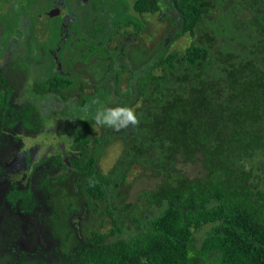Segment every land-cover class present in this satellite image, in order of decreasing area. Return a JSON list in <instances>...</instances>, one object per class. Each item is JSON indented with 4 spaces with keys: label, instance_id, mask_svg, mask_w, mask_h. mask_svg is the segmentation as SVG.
<instances>
[{
    "label": "trees",
    "instance_id": "1",
    "mask_svg": "<svg viewBox=\"0 0 264 264\" xmlns=\"http://www.w3.org/2000/svg\"><path fill=\"white\" fill-rule=\"evenodd\" d=\"M176 1V36L195 34L211 12L209 0ZM228 2L241 17L244 33L256 36L252 43H230L231 49L217 52L213 43H192L183 52L163 48L153 57L159 75L150 72V55L144 52L133 59L136 71L111 64L97 82L64 67L90 64L98 43H64L79 47L77 58L62 46V60L50 57L44 65L36 91L62 104L49 124L59 118L64 132L68 129L61 121L68 119L73 141L63 153L73 156L70 163L80 157L73 170L85 178L84 195L94 213L88 238L64 256L63 264H264V0ZM138 69L146 72L140 75ZM172 86L178 88L170 96ZM3 90L5 96L12 91ZM106 102L111 107L138 104V127L120 132L103 127L104 139L88 134ZM28 106L21 113L33 116L32 128L44 130L49 116L40 117L34 104ZM112 140L124 143L126 157L103 175L96 163ZM188 164L199 165L196 176L180 168ZM134 165L159 183L125 204L117 186ZM5 259L9 253L1 252L0 262Z\"/></svg>",
    "mask_w": 264,
    "mask_h": 264
},
{
    "label": "flooded vegetation",
    "instance_id": "2",
    "mask_svg": "<svg viewBox=\"0 0 264 264\" xmlns=\"http://www.w3.org/2000/svg\"><path fill=\"white\" fill-rule=\"evenodd\" d=\"M228 1L209 0L211 12L218 3L229 5ZM176 2L0 0V100H3V104H0V254L9 253V260L5 259L0 264H63V258L88 238V231L93 227V208L88 205L84 195L85 178L73 170V165L77 166L81 159L77 156L72 159L75 164L70 163L73 156L63 153L73 141L69 121L66 117L61 121L68 129L61 132L59 118L53 127L49 124L54 112H44L42 104L36 103L39 99H47L59 104V99L40 96L36 91V83L46 73L44 65L50 57L59 60V44L65 40L68 43L76 40L77 43L100 45L96 49L102 52V56L96 52L98 55H94L90 64L95 59H101L108 62V67L113 64V67L124 69L126 66L136 71L133 59L129 66L126 60H130L133 51L136 55H143L153 49L145 46L142 37L155 29V26L149 25L147 17L156 16L158 25H164L167 32L173 31L160 43H171L183 36L193 37L207 20L208 17H205L196 27L195 34L186 31L175 38V32L180 27ZM237 24L242 23L238 21ZM48 32L50 39L45 41ZM157 34L160 36L162 32L157 30ZM251 34L249 32L245 37L234 38V33L231 42L252 43V37L256 36ZM217 39L214 32L205 31L200 33L198 43H217ZM44 43L56 44L55 47H45ZM137 72L142 75L146 70L138 69ZM150 72L154 74L153 67ZM121 75L128 78L127 72ZM114 79L108 81L110 87L115 84ZM118 83L121 84L120 81ZM131 85L138 91L137 82L132 81ZM4 87L12 89L8 96H5ZM173 87L167 90L170 96ZM134 99L137 100V97L134 96ZM33 104L41 113L38 116H49L42 131L38 126H30L29 119L33 116L26 119L21 113L22 110L26 113L28 105ZM112 105L106 102L102 106ZM87 130L88 134H95L92 129ZM43 134H53L56 140L47 142L42 138ZM33 138L37 139L34 141ZM51 143L56 144L53 146ZM59 147V150L64 149L60 153L56 150ZM60 155L63 156V163L59 161ZM125 157L123 153L118 164Z\"/></svg>",
    "mask_w": 264,
    "mask_h": 264
},
{
    "label": "rangeland",
    "instance_id": "3",
    "mask_svg": "<svg viewBox=\"0 0 264 264\" xmlns=\"http://www.w3.org/2000/svg\"><path fill=\"white\" fill-rule=\"evenodd\" d=\"M207 20H204L203 25L200 27V31L196 33L193 37L183 36L181 38H178L176 41L169 43L171 44V47L168 43L161 42V39H165L166 35L173 34V31H165L164 25H158L159 23L156 16H149L147 19L149 20V25L155 26V29L150 34H145L142 37L145 40V46L147 48L152 47L153 49L149 51L148 53L144 55V57H149L150 63L153 65L154 68V74L159 75L161 73V70H156L157 67L154 65L153 57H156V55H159L163 48H166L167 51L174 49L177 50V52H183L185 48H187L191 43H198L200 40V33L201 32H214L216 34L217 43H213V50L214 51H225L226 49H231V36L235 33L234 38L237 36L245 37L248 34L244 33L243 31V25L237 24L238 21H241V18L238 13H235L234 7L226 4V3H218L215 10L210 12L207 16ZM157 20V21H156ZM235 24H237V28L235 27ZM241 25V26H240ZM174 28H177V23L174 24ZM157 30H160L162 32V35L158 36ZM227 31V35H226ZM97 36L98 31L94 32ZM177 30L175 32V38H177ZM50 32L47 33L46 38L49 41L50 39ZM59 38V36L57 37ZM228 41V43H226ZM56 43H59L58 41ZM64 43H68L67 40L63 41V44H59V54L58 58L59 61L62 60V50L61 47L64 45ZM73 43H77L76 40H73ZM52 47L51 43H44L45 47ZM156 45V46H155ZM231 46V47H230ZM67 47V54L73 55L74 58H77L78 55V46L76 45H70L66 44V46H63L62 49H66ZM82 47V46H81ZM83 48V47H82ZM214 52V56L216 54ZM154 53V54H153ZM157 53V54H155ZM135 51H133L130 60H126L127 65L129 66L132 63V59L135 58ZM142 56V54L140 53ZM78 63V61L76 62ZM75 63V65H76ZM108 65V62L95 59V62L89 64V65H81L77 64L73 70L71 68H65V70L72 71L73 74L76 72L81 77H86L91 82H97L100 80V74L104 71L105 67ZM179 70V67H177V71ZM74 71V72H73ZM178 87L174 86L172 91L174 92ZM140 91H137L136 93H139ZM36 103L42 104V109L44 112H59V108L62 107L61 102L53 101V100H37ZM138 104L133 106L132 108L135 109L136 113L139 111ZM88 129H92L95 132V136L100 139H104L105 132L102 129V127L97 126L95 123V120L92 121L88 125ZM132 129V128H131ZM129 130V129H128ZM42 138L47 142H52L56 140V138L53 136V134H43ZM111 138V136H110ZM37 138H33L32 140H36ZM107 139H109V136L107 135ZM56 143H51V145L55 146ZM60 147L56 150H59ZM124 143L120 140L115 141L112 140L110 144L106 145L104 149L100 152L99 159L96 163L97 168H99L100 172L103 175H107L111 172L114 165L118 164L119 158L124 153ZM180 168L185 172V174L189 177L196 176L198 172L200 171L198 164H188L186 166L180 165ZM125 177L123 181H120L117 186V195L122 194L124 195L125 199L123 202L127 204V202H134L140 191L142 190H152L155 188L156 184L159 183L158 177H151L149 173H144L143 170L138 166H132L126 170L124 173ZM127 201V202H126Z\"/></svg>",
    "mask_w": 264,
    "mask_h": 264
},
{
    "label": "clouds",
    "instance_id": "4",
    "mask_svg": "<svg viewBox=\"0 0 264 264\" xmlns=\"http://www.w3.org/2000/svg\"><path fill=\"white\" fill-rule=\"evenodd\" d=\"M95 103H99V101ZM94 119L98 126L108 127L116 132L138 127L140 123L134 108L119 105L115 107H99Z\"/></svg>",
    "mask_w": 264,
    "mask_h": 264
}]
</instances>
